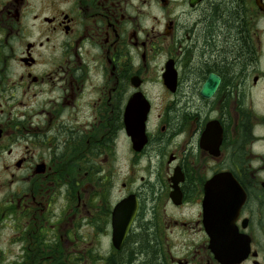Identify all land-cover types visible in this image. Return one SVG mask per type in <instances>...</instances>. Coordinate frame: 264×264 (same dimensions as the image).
<instances>
[{"label": "flooded vegetation", "instance_id": "1", "mask_svg": "<svg viewBox=\"0 0 264 264\" xmlns=\"http://www.w3.org/2000/svg\"><path fill=\"white\" fill-rule=\"evenodd\" d=\"M89 262L264 264V0H0V264Z\"/></svg>", "mask_w": 264, "mask_h": 264}, {"label": "water", "instance_id": "2", "mask_svg": "<svg viewBox=\"0 0 264 264\" xmlns=\"http://www.w3.org/2000/svg\"><path fill=\"white\" fill-rule=\"evenodd\" d=\"M130 119L129 115H126L125 122L128 123ZM144 121V117L141 116L139 120V124L142 126V122ZM134 145L137 144L136 138L133 139ZM219 179V178H216ZM127 200L126 202H122L117 205L114 209L112 215V243L115 248H119L122 244L123 238L126 235V232L134 218L136 213V205L135 202ZM206 200L203 201V208L205 209Z\"/></svg>", "mask_w": 264, "mask_h": 264}, {"label": "trees", "instance_id": "3", "mask_svg": "<svg viewBox=\"0 0 264 264\" xmlns=\"http://www.w3.org/2000/svg\"><path fill=\"white\" fill-rule=\"evenodd\" d=\"M234 18V17H233ZM240 34L239 33H237V39H236V42L231 46V47H229L230 49H231V51L230 52H228L227 53V55L229 56L230 54H232V53H236L237 51H239V50H242V51H244V50H246L245 49V43H244V40L243 39H240ZM242 45V46H241ZM243 46H244V48H243ZM150 253L148 252V255H149Z\"/></svg>", "mask_w": 264, "mask_h": 264}, {"label": "rangeland", "instance_id": "4", "mask_svg": "<svg viewBox=\"0 0 264 264\" xmlns=\"http://www.w3.org/2000/svg\"><path fill=\"white\" fill-rule=\"evenodd\" d=\"M100 166V165H99ZM117 188H118V186H116ZM107 252H109L108 251V244L105 242V241H103L102 242V245H101V249H100V255L101 256H104V255H106L107 254ZM90 263V262H89ZM90 264H92V263H90Z\"/></svg>", "mask_w": 264, "mask_h": 264}]
</instances>
